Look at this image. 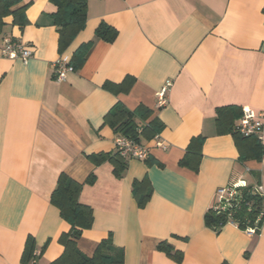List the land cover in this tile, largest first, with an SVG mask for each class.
Listing matches in <instances>:
<instances>
[{"label":"crops","instance_id":"obj_1","mask_svg":"<svg viewBox=\"0 0 264 264\" xmlns=\"http://www.w3.org/2000/svg\"><path fill=\"white\" fill-rule=\"evenodd\" d=\"M18 1L27 23L4 18L0 48L7 37L32 56L9 59L0 49V264H21L29 236L32 262L61 256L58 240L70 226L50 203L61 174L82 184L94 176L79 195L93 211L91 228L76 241L86 257L110 236L123 264H264V219L253 235L232 223L204 226L219 188L244 181L264 198V155L240 161L233 137L216 124L218 108L264 112V0H87L85 27L63 51L50 0ZM100 24L116 31L112 42L96 35ZM85 45L82 65L58 82L56 61L70 62ZM117 103L150 111L136 123L155 119L167 146L141 137L149 156L126 160L120 177L109 161L89 159L114 155L116 135L104 120ZM195 138L203 140L196 172L179 165ZM260 143L264 149V123ZM144 181L150 197L139 208L132 185ZM160 242L181 261L159 251Z\"/></svg>","mask_w":264,"mask_h":264},{"label":"trees","instance_id":"obj_2","mask_svg":"<svg viewBox=\"0 0 264 264\" xmlns=\"http://www.w3.org/2000/svg\"><path fill=\"white\" fill-rule=\"evenodd\" d=\"M18 0H0V32L3 27V19L11 16L13 24L23 27L26 25L25 9L26 6L14 8ZM56 7V12L51 16L52 23L58 34V48L65 50L83 30L86 24L87 0H50ZM96 35L106 42H112L116 36V31L106 24H100L96 30ZM90 45L80 47L72 56L69 64L75 71L84 60V54ZM150 111L138 108L134 112L127 111L120 103H117L105 116V124H108L115 135L131 139L134 143H140V138L145 137L149 141L161 130V125L154 119L148 124L139 126L136 120L146 121L150 116ZM216 124L220 134H230L238 150L240 161L260 160L263 158L264 149L261 141L253 136L245 137L236 127L237 121L242 116V111L238 107L229 106L216 110ZM202 138L192 139L187 146L184 157L179 161L181 167L189 168L196 172L199 165L200 149ZM115 152V151H114ZM93 164H102L109 161L113 165V174L120 177L125 169V159L121 158L117 152L112 157L96 155L90 156ZM146 160V159H145ZM56 187L51 195L50 203L59 211L60 218L66 222L70 229L67 233L59 237V245L63 247V252L51 264H123V250L113 245L110 236L101 240L91 257L82 254L76 245V241L81 237L84 230H89L93 223V211L89 206L80 204L79 195L83 185L93 184L94 176L89 175L84 184L76 182L65 174L57 178ZM144 182H134L132 193L139 208H143L150 197V186ZM254 186L248 185L246 188L239 189L238 195L232 202L236 209L229 208L224 212H218L213 207L209 208L204 215V226L218 231L225 225L232 223L238 229L245 231L247 227L255 229V233L264 219L261 215L263 198L253 193ZM144 190V191H143ZM147 190V191H146ZM35 241L32 237L26 239L22 254L21 264H31L35 259ZM157 249L164 252L167 256L180 262L181 253H171V249L165 242H160ZM44 247L40 250L42 253Z\"/></svg>","mask_w":264,"mask_h":264},{"label":"built area","instance_id":"obj_3","mask_svg":"<svg viewBox=\"0 0 264 264\" xmlns=\"http://www.w3.org/2000/svg\"><path fill=\"white\" fill-rule=\"evenodd\" d=\"M28 45L23 44L20 41L12 40L5 37L2 40L1 53L3 56L9 59H20L23 62L30 59L32 56V51L28 48ZM55 78L58 82L65 80L68 73L73 72L72 66L69 64V59L66 56H61L56 63L54 64ZM166 93L167 87L163 88L160 92L157 93V105L162 107L166 104ZM264 123V112H255L250 109L244 108L242 110V116L237 121L236 127L238 132L243 136L249 137L253 136L259 141L262 139V128ZM154 146L160 150L165 151L167 149L166 144H164L156 136L153 138ZM114 151L125 160H138L145 161L149 156L150 149L145 145L140 143H134L131 139H127L123 136L117 135L114 139ZM248 185L244 181L232 182L224 188H219L216 191L214 199V209L218 212H224L229 208L236 209V205L232 202L235 200V197L238 195L239 189L246 188ZM253 193L262 196L261 187L254 186ZM261 215H264V198L262 205ZM245 232L249 235L255 233V229L252 227H247ZM31 264H36L32 262Z\"/></svg>","mask_w":264,"mask_h":264}]
</instances>
